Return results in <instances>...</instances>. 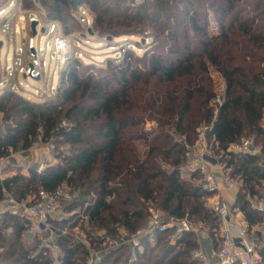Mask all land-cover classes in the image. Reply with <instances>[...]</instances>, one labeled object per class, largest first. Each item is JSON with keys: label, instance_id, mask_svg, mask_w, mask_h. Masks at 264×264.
Returning <instances> with one entry per match:
<instances>
[{"label": "trees", "instance_id": "16d2710c", "mask_svg": "<svg viewBox=\"0 0 264 264\" xmlns=\"http://www.w3.org/2000/svg\"><path fill=\"white\" fill-rule=\"evenodd\" d=\"M46 22L61 23L70 34L81 25L72 12L86 5L93 13L90 38L97 32L108 42L119 35L152 36L126 44L139 46L141 54L124 47L105 66L77 56L59 72L54 95L31 100L13 89L0 93V158L17 149L44 144L67 145L56 153L60 163L40 172L28 167L3 169L0 200L32 197L40 188L64 186L78 199L66 205L80 208L70 219H56L59 226V264H86L81 244L60 234L62 225L76 226L79 218L109 235L116 228L133 234L147 225V208L154 206L164 217L188 216L203 224L215 243L219 218L208 206V194L197 184L199 174L184 177L186 145L193 146L199 125L222 164L224 175L241 184L231 209L243 216L248 229L264 221L246 193L260 194L264 165L255 154L228 152L230 144L248 134L262 136L264 113V0H37ZM25 9L33 0H22ZM217 31H209V16ZM142 34V35H141ZM144 36V35H143ZM110 37V38H108ZM145 40V42H144ZM225 81L222 104H210L218 95L210 69ZM154 121L158 133L144 129ZM67 126H63V123ZM143 141L141 152L136 143ZM264 145V144H263ZM220 152V153H219ZM25 219L4 212L0 219V264H52L45 247L28 238ZM175 227L156 233L154 242L141 239L139 248L122 245L104 255L98 264H198L189 252L198 247L193 233L175 234ZM264 264V250L260 249Z\"/></svg>", "mask_w": 264, "mask_h": 264}, {"label": "built area", "instance_id": "2783aa9c", "mask_svg": "<svg viewBox=\"0 0 264 264\" xmlns=\"http://www.w3.org/2000/svg\"><path fill=\"white\" fill-rule=\"evenodd\" d=\"M15 1V2H13ZM13 5L12 10L5 15V6ZM39 3L37 0H33V7L25 9L22 5V0H0V16L5 15L4 20L16 17L18 24L16 27H9L6 30H1L2 33H25L27 35L25 44L23 47L18 48L19 63L13 61L12 66L5 65L3 72L6 77L13 79L16 74V69L19 73H23L25 76L30 78H39L38 72V57L35 54V36H30V26L33 22L39 23L40 13ZM72 15L77 22L83 28V35L88 33V29L91 27L92 18L87 13L86 8L83 5L78 6ZM210 21V20H209ZM54 23H43L48 25L49 31H54ZM211 32L217 29L214 21L209 22ZM44 28V27H41ZM82 39V37H80ZM74 37H68L64 35L56 34L53 40L54 56L63 65L71 58L75 56L80 57V52L75 50ZM105 41V38H103ZM102 40V41H103ZM79 44V40H77ZM40 46L38 47V50ZM52 50V51H53ZM50 53V58H52ZM62 55V56H61ZM27 61V65L24 64ZM29 62V63H28ZM12 68V69H11ZM14 87V85H13ZM222 104V98L220 95H216L211 105L214 107L215 112L218 107ZM207 127L205 125H199L196 128V141L193 147L186 145L189 149L187 155H189L188 162L183 168L184 171L197 172L199 179L197 181L200 189L208 194L206 198V206L218 216L219 218V229L217 234L218 246L212 249L210 252H206L200 247L192 249L189 252V258L196 263L209 264L212 261H216L217 264H259L261 256L259 249L254 243L253 236L250 234L247 224H240L231 218V208L227 201L219 195V180L217 172L224 174L225 170L221 163L218 162L217 158L213 157L207 152L206 134ZM253 139L249 137H241L236 143L230 144L227 148L228 152H236L242 154H254L256 146L252 144ZM193 149V153H190ZM38 172L41 170L38 169ZM190 175V174H189ZM226 177V176H225ZM0 180L2 178L0 177ZM70 191L64 186H57L52 190L40 188L37 194L32 197H28L23 200H16L9 194H5L3 201L6 202V209L0 211V219L2 218L3 212L7 211L11 214L18 215L19 217L31 221L34 224L32 231L36 230L39 232V228L46 227L54 220L55 213H57L62 206L68 205L74 201L71 199ZM246 198L250 206L261 213L264 218V182L261 184L260 194L246 193ZM147 225L144 228L137 229L133 234L129 233L123 228H116L115 235H109L105 233V236L100 240L105 242V239L109 241L111 245L122 246L132 245V248H139L141 239L146 237L150 242H154L156 233L161 232L168 227H175V234L182 233H193L197 236L198 232L203 229V224L200 222H194L186 215L180 219L174 217H164L161 210L154 206H148L147 208ZM109 251H107L108 253ZM106 253V254H107ZM102 253L91 251L89 253L86 264H97L103 259ZM132 260V259H131ZM128 261L125 264H132Z\"/></svg>", "mask_w": 264, "mask_h": 264}, {"label": "rangeland", "instance_id": "374dc122", "mask_svg": "<svg viewBox=\"0 0 264 264\" xmlns=\"http://www.w3.org/2000/svg\"><path fill=\"white\" fill-rule=\"evenodd\" d=\"M15 2V1H13ZM134 4H137L141 2V0H135ZM39 9L37 11L40 13L39 15V23H36L35 26V35H32V31L30 28V31L28 34L30 36H35L34 41L36 45L35 54L37 55L38 62V72L40 77L30 78L25 76L23 73H19V71L16 69V74L13 79H10L5 76L3 69L5 65L12 66L13 61L16 63H19V54H18V48L23 47L27 38V35L25 33H14L10 32L4 34L2 33V29L7 31V28L10 25V28L16 27V24H18V20L16 17H12L13 20L8 19L4 20V17L7 13H9L13 5H6L5 6V15L0 16V41L2 42V45L0 47V93L6 89H13L15 92L21 93L22 95L26 96L28 99L31 100H40L44 99L45 97L49 95H54L58 82H59V72L64 66L57 58L52 54L54 52L53 50V40L56 34L64 35L68 37H74V46L75 50L77 52H80L79 59H82L83 61L93 63L99 66H105V61L107 58H117L120 53H122V49L124 47H131V49L138 54L142 53V49L139 46H133L128 45L126 43L133 41H138L140 37H144L146 40V36H152L153 34L149 30H145L142 36H139V34L135 35H119L116 37H112L108 42H102L103 39H100L97 32L92 35V38H90L89 34L86 33L84 36L83 34V28L77 29L75 32L66 34L63 32V28L60 22L51 20L49 23H54V31H49V26L43 25V23L47 24L48 22L45 21L46 14L44 11V8L39 4ZM84 8H86L87 13L92 18V24L90 29H92L93 26V19L94 15L89 10V8L86 5H83ZM209 22L211 23L213 21V15L209 16ZM41 27H44L43 31H41ZM210 27V25H209ZM208 27L209 31L210 28ZM217 31V29L215 30ZM214 31V32H215ZM82 37V39H80ZM79 40V44L78 41ZM144 40V42H145ZM104 41V40H103ZM40 46V49L38 50V47ZM53 50V51H52ZM50 53L52 54V58H50ZM19 55V56H18ZM62 56V55H61ZM29 63V62H28ZM27 65V61L24 64V66ZM12 69V68H11ZM211 83L215 88V91L218 95H221L223 93L224 87H225V81L223 76L214 70L213 68L210 69L209 73ZM14 85V87H13ZM213 99V98H212ZM212 101V100H211ZM211 106V102L209 104ZM4 123H0V132L4 133L3 128ZM68 124L65 122L63 123V126H67ZM261 125L264 129V113L261 121ZM144 129L147 131H153L154 133H158L161 129L158 128L157 124L154 121H146L144 124ZM251 136L253 139L252 144L256 146L255 155H258L260 158V163L264 165V143L262 140V136H255L254 134H246L243 137H249ZM240 140V139H239ZM238 140V141H239ZM207 144V152L211 154L213 157L217 158L215 156L216 150H211V144L212 142ZM138 149L143 152L145 150V144L143 141H138L136 143ZM188 145V144H185ZM191 146V145H188ZM186 147V146H185ZM193 147V146H191ZM67 145H60L56 146L55 144H44L41 143L39 140L35 141L32 146L29 149H17L16 151H12L8 156L1 157L0 158V172L2 175L6 176L7 173H3V169L10 170L13 167L19 168L21 172L25 171L28 167H25L29 165V167H35L37 170H43L44 168L52 165H57L60 163V159L56 157V153L62 152L66 153L68 151ZM187 153L188 150L187 149ZM186 153V160L182 163L181 171L184 177L189 176L190 172L189 170L184 171V167L186 166V163L188 162L189 155ZM190 153H193V149H191ZM220 153V152H219ZM226 172V177H227ZM6 174V175H5ZM225 177V175H224ZM228 178V177H227ZM223 179V178H222ZM234 183L241 184L240 181H237ZM225 184V183H223ZM68 189V188H67ZM69 190V189H68ZM71 193V199H78V195L76 192H70ZM66 205L64 204L62 208L57 212L56 216L58 218L56 219H70L72 215L80 211V208H75V210L68 211L65 209ZM234 214H237L234 212ZM27 222V221H26ZM31 221H28L30 223ZM32 227L28 226V229L34 228V225H31ZM57 225L50 222V224L44 228L40 227L39 232H29L30 234L27 236L28 238L37 239L40 247L46 248V255L47 257L51 258L52 264H59L58 262V255L61 253V249L59 246V233L57 231ZM204 230V229H202ZM205 231V230H204ZM105 231L103 229H96L92 227L91 225H88L85 218H79L76 222V226H70L69 225H62V229L60 234L65 235L68 234L70 241L75 242L78 244H81L84 249L87 252V255L89 256V253L91 251L100 252L102 255H105L107 251L108 253L111 252V250L120 248V246H114L105 239V242H102L100 240L102 237L105 236ZM207 233V231H206ZM127 245V244H126ZM1 251V250H0ZM98 264V263H97Z\"/></svg>", "mask_w": 264, "mask_h": 264}, {"label": "crops", "instance_id": "0c3cea01", "mask_svg": "<svg viewBox=\"0 0 264 264\" xmlns=\"http://www.w3.org/2000/svg\"><path fill=\"white\" fill-rule=\"evenodd\" d=\"M29 167V165L25 166ZM6 175V174H5ZM218 180H219V195L222 196L229 205H231L234 201V197L239 189L240 184L234 183V181L228 179L227 177H224V174L222 175L221 173L217 172ZM0 177L3 179L4 175L1 174L0 172ZM223 178V179H222ZM237 182V181H235ZM225 183V184H223ZM6 202L0 200V211L6 209ZM6 212V211H5ZM237 213V214H234ZM4 213V212H3ZM57 213H55V217ZM3 215V214H2ZM18 216V215H17ZM19 217V216H18ZM231 218L232 220L240 223V224H246V222L243 219L242 214L237 210V209H231ZM26 220V219H25ZM27 221V226L32 227L31 225H34L32 222L28 223ZM29 232H37L36 230L32 231V229H28ZM250 234L253 236V240L257 248L263 249L264 250V221L260 224H257L250 229ZM197 238V243H198V248L200 247L206 252H210L212 249L216 248L218 246V240L216 239L215 243L212 242L208 236L206 231L200 230L196 236ZM199 264H205V263H199ZM209 264H217L216 261H212Z\"/></svg>", "mask_w": 264, "mask_h": 264}, {"label": "water", "instance_id": "95a60500", "mask_svg": "<svg viewBox=\"0 0 264 264\" xmlns=\"http://www.w3.org/2000/svg\"><path fill=\"white\" fill-rule=\"evenodd\" d=\"M55 1L60 2V3H62V4H67V0H55ZM35 26H36V22H33V23L31 24V26H30L31 31H32V35H35V33H36V31H35ZM43 30H44V29L42 28L41 31H43ZM88 33H89V34H92V31H91L90 28L88 29ZM108 38H110V37H108ZM1 45H2V42L0 41V47H1Z\"/></svg>", "mask_w": 264, "mask_h": 264}]
</instances>
